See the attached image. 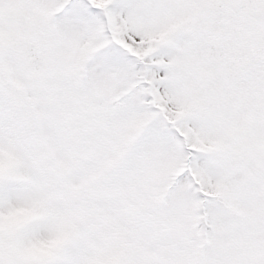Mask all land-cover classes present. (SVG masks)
I'll list each match as a JSON object with an SVG mask.
<instances>
[{
    "label": "snow or ice",
    "instance_id": "6c2138e0",
    "mask_svg": "<svg viewBox=\"0 0 264 264\" xmlns=\"http://www.w3.org/2000/svg\"><path fill=\"white\" fill-rule=\"evenodd\" d=\"M0 264H264V0H0Z\"/></svg>",
    "mask_w": 264,
    "mask_h": 264
}]
</instances>
